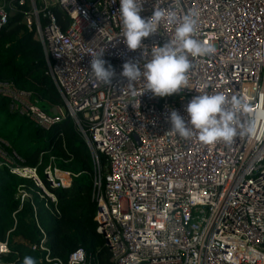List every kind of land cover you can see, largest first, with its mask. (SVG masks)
I'll return each mask as SVG.
<instances>
[{
    "label": "built area",
    "instance_id": "1",
    "mask_svg": "<svg viewBox=\"0 0 264 264\" xmlns=\"http://www.w3.org/2000/svg\"><path fill=\"white\" fill-rule=\"evenodd\" d=\"M12 1L28 8L22 22L42 47L64 111L45 113L7 81H0V98L9 112L45 131L72 120L91 155L94 221L111 263L264 264V0H138L153 26L143 51L123 43L119 0H0V31ZM53 7L64 14L60 22ZM157 11L159 21L151 19ZM190 13H196L194 38L215 52L189 56V89L154 97L142 75L127 83L123 63L142 71L153 47L172 41ZM101 52L115 71L110 85L89 71ZM217 93L243 98L248 111L240 120L256 121L254 136L203 145L196 133L181 138L171 131L170 111L186 117L192 96ZM1 145L7 144L0 141V167L30 180L51 203L56 199L48 190L68 188L77 178L49 165L40 179ZM15 199L20 206L28 200L25 188ZM31 250L45 264H91L81 249L66 262L52 258L44 237ZM8 252L0 241V256Z\"/></svg>",
    "mask_w": 264,
    "mask_h": 264
},
{
    "label": "trees",
    "instance_id": "2",
    "mask_svg": "<svg viewBox=\"0 0 264 264\" xmlns=\"http://www.w3.org/2000/svg\"><path fill=\"white\" fill-rule=\"evenodd\" d=\"M11 3L12 14L0 31V81L30 93L37 106L49 114L53 108L63 107L62 100L48 75L40 43L22 22L27 6ZM52 11L59 22L64 18L56 7ZM0 141L7 144L1 146L9 158L16 155L23 167L36 169L40 179L49 165L77 175L70 187L48 190L56 199L51 203L30 180L0 167V241H6L9 248L0 256V264H22L24 256L45 264L40 262L39 252L31 250L43 237L52 258L66 262L81 249L91 264H112L94 221L91 155L72 120L63 119L45 131L9 112L7 102L0 98ZM99 160L102 165L106 162L102 155ZM19 187L28 194L21 206L15 199Z\"/></svg>",
    "mask_w": 264,
    "mask_h": 264
},
{
    "label": "clouds",
    "instance_id": "3",
    "mask_svg": "<svg viewBox=\"0 0 264 264\" xmlns=\"http://www.w3.org/2000/svg\"><path fill=\"white\" fill-rule=\"evenodd\" d=\"M142 8L138 0H119V16L122 25L123 43L129 51L142 49V40L153 32L149 18L141 15ZM160 12H155L151 19L159 21ZM170 19L173 17L170 15ZM196 13L185 15L176 26L174 39L160 46H154L151 59L143 65L141 71L137 63L126 61L120 75L127 83L135 81L141 75L145 81L146 92L154 97H165L189 89L188 71L191 68L189 56L203 57L215 52L210 44H204L194 38ZM175 45V50H173ZM103 52L90 60V73L94 78L110 85L115 71L111 64L102 58ZM107 64V67L105 66ZM248 111L243 98L238 95L226 99L224 94H198L185 105V116L175 110L170 111L168 120L171 131L181 138H190L196 133L203 145L223 142L231 144L239 137L254 136L257 131L256 121H241L242 113ZM22 264H36L31 256H24Z\"/></svg>",
    "mask_w": 264,
    "mask_h": 264
},
{
    "label": "water",
    "instance_id": "4",
    "mask_svg": "<svg viewBox=\"0 0 264 264\" xmlns=\"http://www.w3.org/2000/svg\"><path fill=\"white\" fill-rule=\"evenodd\" d=\"M50 114H52L53 116H55V115H56V110H55V109H52V110L50 111Z\"/></svg>",
    "mask_w": 264,
    "mask_h": 264
},
{
    "label": "rangeland",
    "instance_id": "5",
    "mask_svg": "<svg viewBox=\"0 0 264 264\" xmlns=\"http://www.w3.org/2000/svg\"><path fill=\"white\" fill-rule=\"evenodd\" d=\"M51 4H52V2H51ZM60 110H61V112H63V111H64L62 108H61Z\"/></svg>",
    "mask_w": 264,
    "mask_h": 264
}]
</instances>
